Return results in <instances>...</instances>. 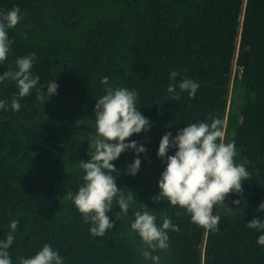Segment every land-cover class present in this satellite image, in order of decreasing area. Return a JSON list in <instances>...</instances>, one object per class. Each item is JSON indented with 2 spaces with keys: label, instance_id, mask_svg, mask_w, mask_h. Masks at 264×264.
Masks as SVG:
<instances>
[{
  "label": "trees",
  "instance_id": "trees-1",
  "mask_svg": "<svg viewBox=\"0 0 264 264\" xmlns=\"http://www.w3.org/2000/svg\"><path fill=\"white\" fill-rule=\"evenodd\" d=\"M13 6L22 18L8 30L13 43L0 75L16 70L17 58L35 53L31 71L40 78L19 99V112L11 109L16 83H0V101H7L0 109V240H6L10 221L18 220L9 249L13 264L45 243L64 264H136L128 237L113 229L93 237L73 203L64 218L51 208L72 190L68 169L57 163L66 159L79 167L90 158L85 142L65 141L73 121L109 86L136 91V107L151 122L144 131V155L156 196L166 167L157 155L161 138L187 124L221 119L226 142L235 140L236 162L248 161L251 178L243 182L244 192L230 193L213 209L221 217L219 231L193 224L167 200L158 202L180 229L167 230L165 264H264V246L256 242L264 230L246 226L257 217L264 221V211H257L264 202V0H0V13ZM47 17L52 25L45 27ZM248 47L242 64L240 54ZM172 71L180 73L177 85L184 77L199 84L194 98L187 92L176 100L167 97ZM105 76L108 85L101 83ZM52 79L59 85L54 95L68 101L44 114L36 93L46 95ZM238 90L242 103L236 111ZM121 182L143 202L138 185Z\"/></svg>",
  "mask_w": 264,
  "mask_h": 264
},
{
  "label": "clouds",
  "instance_id": "clouds-1",
  "mask_svg": "<svg viewBox=\"0 0 264 264\" xmlns=\"http://www.w3.org/2000/svg\"><path fill=\"white\" fill-rule=\"evenodd\" d=\"M21 9L18 6L7 12L0 13V63L8 58L10 46L8 30L14 29L21 20ZM37 60L35 53L19 57L15 60L16 70H7L0 75V83L12 80L18 88V95L11 99V109L19 112L20 98L26 97L39 82L31 69ZM186 71V69H185ZM177 71L169 74L172 83L167 88V96L171 100L179 98L187 92L194 98L199 84L184 77L177 85ZM101 83L108 85L109 78L105 76ZM45 85L43 86V88ZM59 85L52 79L47 84L46 100L57 93ZM45 92V91H44ZM104 93L94 108L95 138L89 141L88 160H81L79 167L83 170L82 183L78 192L69 193L68 198L82 214L83 222L90 224V234L93 237H104L107 230L113 229L114 221L107 215L118 203L120 212L117 219L127 215L135 197L133 192L125 193L117 184L119 170L113 161L129 149L135 150L136 158L127 166V175L135 176L141 167L139 155L146 148L137 141L128 142L133 134L149 131L151 122L136 107L138 93L123 87H106ZM37 99H44L37 90ZM7 108V101H0V109ZM207 121L187 124L173 136L167 132L162 136L158 158L166 167L159 180L160 193L152 199L156 202L167 200L169 206H179L190 216L191 222L207 231H219L221 217L213 214L215 206L222 204L230 193L242 194L243 182L250 180L251 173L247 170L245 158L237 163V148L235 140H225L224 122L219 118L209 117ZM175 149L174 155L169 151ZM116 173V175H113ZM232 203L240 205V200ZM257 211H264L262 202ZM131 222L132 233H137L145 247L140 249V255L153 264H160L159 256L152 255L157 249L169 247L167 230L179 232V226L174 225L168 215L162 217V225H157V217L146 208L134 212ZM19 221H10V231L6 240H0V264H13L9 249L12 247ZM249 229L264 230V221L259 217L246 223ZM257 244L264 246V234L257 238ZM151 249L152 251H149ZM19 264H64L62 256L53 246L45 243L35 255L28 258L20 257Z\"/></svg>",
  "mask_w": 264,
  "mask_h": 264
},
{
  "label": "rangeland",
  "instance_id": "rangeland-1",
  "mask_svg": "<svg viewBox=\"0 0 264 264\" xmlns=\"http://www.w3.org/2000/svg\"><path fill=\"white\" fill-rule=\"evenodd\" d=\"M48 25H52V21L47 17L45 19ZM44 99H42V105L40 109L42 113L46 114L49 109H53L58 105L68 101V98L52 95L48 100H46V95H43ZM242 93L238 90L237 94V102H236V111L239 109L242 103ZM97 102L91 103L89 110L86 109V113L81 120H74L72 125V132L65 138L66 140L70 139H78L87 144L90 148L89 141L95 138V115H94V108ZM137 141L139 144L144 146V131L140 134H133L132 137L129 138L128 142ZM136 158L135 150L129 149L121 154V156L113 161L115 167L119 170V175L117 176V184L122 188V191L128 193L125 189L121 179L124 181H128L133 185H138L140 190L142 191V195L145 197L143 202H140L137 196L134 194L135 200L134 203L131 205L128 214L122 215L121 220L117 219L115 216L116 212H120L121 209L119 208L118 203L115 204L114 201V208L111 212H108L107 215L110 217L111 220L114 221V233L120 235L121 237H128L129 243L134 248L135 254L137 255L136 264H153L152 260H145L140 255V249L145 247L142 240L140 239L137 233H132L130 229L131 222L134 220V212L136 210L143 211L145 208L157 217L156 223L159 225L162 222V217L165 215V211L159 206V203L154 201L152 198L155 195L156 186L151 177L149 167L147 165L146 155L141 153L139 158L141 159V167L139 172L135 176L127 175V166L134 162ZM66 159H62L57 163L58 168L66 171L65 167L68 169L67 174L72 179V190L69 193L78 192L80 184L83 182L82 177L84 175L83 170L78 167L77 165H73L70 162H66ZM116 175V173H113ZM69 193L66 197L62 200L56 201L51 205L53 212L56 216L60 218L68 217L70 214L68 212L70 206L72 205V201L68 198ZM149 251H152L149 249ZM152 255L159 256L160 264L166 263L167 252L166 250L157 249L155 252H152Z\"/></svg>",
  "mask_w": 264,
  "mask_h": 264
},
{
  "label": "water",
  "instance_id": "water-1",
  "mask_svg": "<svg viewBox=\"0 0 264 264\" xmlns=\"http://www.w3.org/2000/svg\"><path fill=\"white\" fill-rule=\"evenodd\" d=\"M251 51V47L246 48V50L244 52H242V54H240V61L242 64H246L248 61V55L250 54L249 52ZM243 76L242 73H240L239 75V79L242 80Z\"/></svg>",
  "mask_w": 264,
  "mask_h": 264
}]
</instances>
